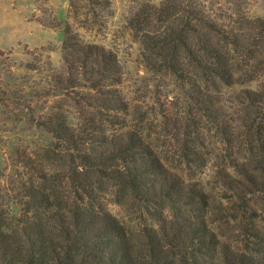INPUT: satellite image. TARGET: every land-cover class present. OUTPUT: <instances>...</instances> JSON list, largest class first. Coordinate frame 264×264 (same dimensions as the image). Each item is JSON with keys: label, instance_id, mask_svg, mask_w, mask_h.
Masks as SVG:
<instances>
[{"label": "trees", "instance_id": "1", "mask_svg": "<svg viewBox=\"0 0 264 264\" xmlns=\"http://www.w3.org/2000/svg\"><path fill=\"white\" fill-rule=\"evenodd\" d=\"M249 1L143 0L126 25L145 63L175 76L197 112L234 143L223 180L252 213L249 194H264V15L250 16ZM111 4L69 0L66 19L39 18L63 29L61 66L47 63L50 89L88 93L73 98L77 122L59 103L39 119L53 144L23 154L0 182V264H264V230L246 227L239 244L221 239L209 223V194L125 120L117 54L77 31L102 25ZM216 103L229 104L232 122ZM109 186L154 205L152 220L130 226L107 205Z\"/></svg>", "mask_w": 264, "mask_h": 264}, {"label": "rangeland", "instance_id": "2", "mask_svg": "<svg viewBox=\"0 0 264 264\" xmlns=\"http://www.w3.org/2000/svg\"><path fill=\"white\" fill-rule=\"evenodd\" d=\"M142 1L112 0L111 14L102 25L80 26L77 31L84 41L103 44L117 54L121 64L119 88L128 102V125L142 134L171 168L209 194L206 210L210 225L221 239L239 244L246 227L264 230V194H249L255 212L241 208L240 199L223 180L226 170L231 172L228 163L234 143L197 112L175 76L145 63L143 47L126 25V17ZM68 6L69 0H0V182L23 154L53 144L52 133L37 123L53 106L59 103L71 122L78 120L73 98L88 91L84 87L50 89L47 63L49 60L52 67L61 66L63 29L39 20L52 14L66 19ZM247 11L250 16L264 15V0H250ZM27 62L35 68L29 69ZM243 86L255 87L256 82L235 84L232 89ZM228 105L214 106L221 119L232 122ZM112 189H103L107 205L130 226H139L145 218L152 220L154 205H137Z\"/></svg>", "mask_w": 264, "mask_h": 264}]
</instances>
